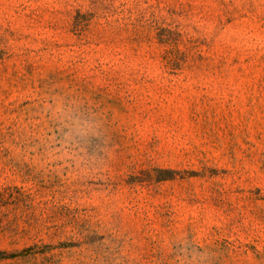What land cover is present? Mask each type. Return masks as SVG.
Here are the masks:
<instances>
[{"label": "rangeland", "instance_id": "1", "mask_svg": "<svg viewBox=\"0 0 264 264\" xmlns=\"http://www.w3.org/2000/svg\"><path fill=\"white\" fill-rule=\"evenodd\" d=\"M0 264H264V0H0Z\"/></svg>", "mask_w": 264, "mask_h": 264}]
</instances>
